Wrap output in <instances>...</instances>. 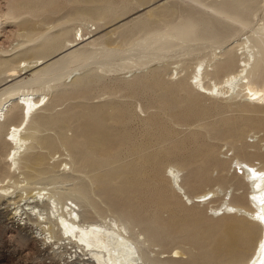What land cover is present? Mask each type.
<instances>
[{"label":"bare ground","instance_id":"bare-ground-1","mask_svg":"<svg viewBox=\"0 0 264 264\" xmlns=\"http://www.w3.org/2000/svg\"><path fill=\"white\" fill-rule=\"evenodd\" d=\"M26 1L27 0H25L24 4L27 6L28 4H30L31 1L28 0L29 1L28 4H26ZM87 1L90 2L89 3L90 7L87 8L88 7V4H87V7H86L87 9H84L83 7L82 8L84 10L79 9L80 11L82 10L83 15H85V17L87 16V17L92 18V19H95V18L98 19V17L100 18V16L104 15V13H105L104 11L108 12L110 14V16H112L114 13L117 14V12H115V10L113 9V7H114L113 5H109L111 7H105L104 9L96 7V6L92 7L95 4L92 5L91 3L100 2V1L104 2L105 0H87ZM183 1H187L188 3L191 2L193 4L198 5L199 7H206V3L203 0H183ZM255 1L256 0H221L220 3L209 6L207 8H209L213 13L219 15L220 17H223V18L229 19L231 21L237 22V23H239L245 27V26H247L248 21L250 19V16L252 15V10H253L252 8L254 6L252 7L251 5L253 3H255ZM47 3L48 2H46V0H45V3H43V5L47 4ZM109 3H112V2L109 1ZM18 5L20 6V4H17V6ZM47 5H45V7ZM253 5H255V4H253ZM38 6H39V4H37L36 8H38ZM33 7H34V5H33ZM33 7H32V5L30 6V8H32V9H33ZM41 7H40V10H43V8L41 9ZM22 8L19 7V9H22ZM28 8H29V6H28ZM36 8H34L33 10H35ZM165 9H167V10H165ZM163 10L166 12L171 11L170 15H168V13H167V15L171 16V18L175 12L174 8L166 7V6H163L161 8L160 12L162 13ZM35 11H32L33 12L32 16H35V15H33L35 13ZM24 12H27V11H24ZM37 12H41V11H36L35 14H37ZM191 12H189L186 16L181 17L179 20H176V15L173 18V20H170L167 17L164 18L165 12H163V15H162L163 16L162 19L164 18L163 20H161V19L156 20L157 16H158V18L160 17L159 16V15H161L160 13L157 14L155 17L156 19L154 18L155 20H152V21L138 19L137 21L134 22V25L130 31H128L126 33L122 32L123 33V35H122L123 42L125 40L124 35L126 36V38L128 37V40L125 41L121 45L120 48L116 49L115 51H112L114 48H108V50L101 55H97V52L95 50H93V46L89 45V44H95V43H93L94 39H92V37L94 35L89 36V37H86V35L85 36L83 35L82 42L77 41V37L81 36L82 33H81V35H79L77 37H76V35H74L73 37L71 36L72 38H70L68 36L67 37L68 39H66L65 42H63V46L61 45L62 41L64 40L68 31L63 32V33L54 34V35H51V37H47V38H46V36H43V37L38 36L39 38L35 39V41L37 42L39 39H41L42 41H41V43H40V41H38V43H40V44L36 43V44H38V46L37 47L35 46V47L40 49V53H39L40 57L36 56V58L37 57L38 58L36 59L35 62L31 61V63L27 64V67H30L29 71L31 72L30 74H31L32 78H30V79L26 78L28 80L25 79L26 81L23 80V82H19V83L18 82L17 83H15V82L11 83L10 85L6 86V90L2 94H0V136H1L0 141H2L1 139H2V136L5 132V141L12 145V148L9 149L8 153L6 154V158H5L11 164V165H9L10 169L14 166V169L19 172V174H20L19 176H21V178L23 177V181H26L27 183H34V182L35 183L36 182L42 183L41 181H43L44 179H45L44 181H46L48 179L49 181H51L50 183H49V181H47L50 185L51 183H54V181L57 179L55 177V175H53L56 172L54 171V173H51L50 171H48L49 170L48 165L46 166V162L48 160L47 157L49 156V154L47 156L46 153L38 151V148H41V149L46 148V150L47 149L52 150L51 148H53L54 146L56 148L57 140H55L54 137H51L49 135H46V136H42V134L38 135V131H39L38 125H40L41 123L44 124V121H45V123L47 122L49 124V125L47 124L48 126H50L51 124H54L53 126H57V128L62 129L64 126V123L67 121V118H65V117H66V115L68 117L69 114H65L64 112L61 113L63 115L65 114L64 115L65 117L63 115H61L60 113H59V116L56 114L57 116L53 115L50 117L47 116V114H46V116H44L42 114V116H40V117L37 115L38 109L40 107H42L41 105H42V102H43L44 97H45V96L43 97L41 95L42 94L46 95V93H48V92H45V93L42 92L41 93V91L43 90V88L41 87L42 85L50 84V82L56 81L57 84L54 83L53 85L50 84L48 86V88H47L48 91H50L54 88H57L60 85L65 86V83L63 84L61 82L60 78L67 75V73L69 75L70 72L72 73L74 69L78 70V67L74 68L75 67L74 65L79 64V63L80 64L82 63L80 66V69H81V67H83L82 65L88 66V65H92V64H94V65L98 64L97 68H104L106 65H109L110 63H111L110 65H112L117 60H119V61H117L118 62L117 66L120 65L121 60L124 61L120 65V66H124V68H126L129 63L132 64V61L139 64V65H143V63L145 62L146 59L148 60V58L152 57L154 54L157 55L165 47H167L169 49L171 48L170 49L171 51H176L175 50L176 48L172 49V47L173 48L176 47V45L175 44L173 45L171 42V41H173V39L170 38L171 41L167 40V38L169 39V37H172L177 41H181L183 47L185 45L190 44V41L195 39V37H196V39H200V40L202 39L204 42L212 43L211 40H214V39L211 36L213 34L215 35L217 32L215 31L216 33H213L214 31L210 28L209 23H207L208 22L207 20H206L207 22L205 23V21L202 20L201 17H199L201 19L197 18V16L199 14H197V16H195L196 13L195 12L191 13ZM193 13H194V15H193ZM253 16H255V15H253ZM8 18H9V16H8ZM203 18H205V17H203ZM148 19H149V17H148ZM151 19H153V15H152ZM95 21H96V19H95ZM1 22L2 21L0 18V27H1ZM24 22H26V21H24ZM161 22H163L165 26L164 25H163V27L160 26ZM95 23H97V22H95ZM256 27L253 28L251 31V32H253V34L248 36L246 38L247 40L245 42L243 41L244 43H242L243 49H244L242 53L246 54V58L244 57L245 59L242 61L239 60L240 62L238 63L237 70L236 69L235 70L233 69L234 71L227 70V68L229 69L231 65H233V64H235V62H237L235 54L236 53L238 54V52H236L238 49L236 51H234V46H235L234 44H235L236 38L233 37L235 39L231 42L229 41L228 44H227V42L224 41V42L216 45V49L228 48V51H226L225 53H223L220 56V55L216 54L217 51L215 50L216 52H213L214 53L213 57L208 59L207 57H209V56H207L203 61H201V62L199 61V63H197V65H196V67H195V69H194V71H193V73L190 76V79L188 81V85H189L191 91L188 92L189 94L187 93V95H184L185 98L187 97L186 100H185V98L180 97L182 99V101H183V99L185 100V101H183V103H181L182 101L181 102L178 101L179 89H177L178 92L175 91V93L178 94L177 97H176L177 94L175 95V97L172 95H167L166 100L164 102L162 100H159V99H158V101L159 102L162 101L164 107L166 106L167 108H169L172 111L174 110L173 113L175 114L176 118H180V119L181 118H187V117L193 116V115L194 116L195 115H201L204 112V109L202 108V106L200 105V102L198 100V97H199L198 95H200V94H201V96L202 95H210L212 97L213 96L216 97V95H220V94L225 95L226 92L228 93L230 91V89L233 88L236 90L235 92L237 93L236 94L237 96L242 94V93L245 94L244 98L246 99L247 103H249V105H251L252 103H256L255 101L264 102V22L261 24L260 27H257V29H256ZM83 28H84V26H83ZM245 29H247V28H245ZM84 30H85V28H84ZM81 31H83V30H81ZM86 31L87 30H85V32ZM87 32H89V31H87ZM46 34H47V36L49 35L48 33H45V35ZM237 35H239V34H237ZM209 38H210V41H208ZM78 40H80V39H78ZM239 40H241V38H239ZM31 41H33V40H31ZM204 42H203V44H206ZM59 44L62 47H60V52L58 54H56V52H58V50H59L58 49ZM237 44H238V42H237ZM86 45H89V47H87ZM213 45H215V44H213ZM177 47H178V45H177ZM180 47H178V48H180ZM61 48H62V50H61ZM213 48H215V47H213ZM32 50H34V48H32ZM28 53H30V52L28 51ZM51 55L52 56L54 55V56L49 59L48 57ZM4 58L0 59V65L1 66L6 65V67H7L6 70L10 71L9 72L10 75H15L17 72L19 73V70L21 69V66L23 65V63H21V60L19 61L20 62L19 65L16 64L17 66L16 65L12 66L11 64L13 62L17 63L18 62L17 60H19V59H16V61H17L16 62V61H14L13 57L12 58L11 57L5 58V59ZM47 58H48V60H47ZM41 59H44L45 61H42ZM22 61H23V59H22ZM25 61H26V59H25ZM206 61H209V65H211L213 67V69L218 70L220 68H223L224 70L222 69V71L227 70L228 73L229 72L230 73L229 74L227 73L226 74L227 76L226 77L224 76L225 78L222 81L220 80L219 82H217L215 80L214 84L209 85L205 81L206 79L204 80V78H207L209 75H207V77H204V73H205L204 71H202L201 73H198V71H197L198 66H203ZM135 63H133V65ZM31 64H33V65H31ZM72 66H74V67H72ZM236 66L237 65H235L234 67H236ZM140 67H142V66H140ZM140 67H139V69H140ZM145 67H146V65H145ZM72 68H73V70H72ZM136 68L138 69V67H136ZM156 68L158 69V70H156L157 72L155 71L151 78L148 76V78H150V80H151V84L148 83V85L149 84L150 85L161 84L163 86V84H162L163 79H161L162 77L160 76V71H159V70H163V69L161 67H160L161 69L159 67H156ZM94 70H96V71H94ZM203 70H204V68H203ZM94 72H98L97 69L92 68V69H88L86 72L84 71V74H82V75L80 74L81 76H77V78H74V80H71L72 82H70V84L68 83L69 87H71L73 89L75 87L82 86V84H84L85 82H88V83L91 82L93 79V73ZM159 77H160L161 82L159 80ZM145 82L143 80L142 84ZM93 83H94V81H93ZM163 83H165V82H163ZM166 83H168V82H166ZM33 84H37L39 86L35 85L36 87H33L34 86ZM128 84L130 85V81ZM145 84H147V83H145ZM173 84H174V82H173ZM66 85H67V83H66ZM68 85L65 87H68ZM84 85H86V84H84ZM158 85H157V87H158ZM166 86H167V84L165 86H163V88ZM150 87L152 88V86H150ZM78 88L75 90H77V91L81 90L80 88L79 89ZM65 89H67V88H65ZM166 89H168V88L166 87L165 90ZM82 90H83V88H82ZM157 90L159 93V88ZM169 90L168 91L166 90V92L169 93ZM171 90L173 93V89H171ZM63 91H60V93ZM74 91H72V93H75ZM134 91H135V89H134ZM153 91H152V93H153ZM160 92L164 93L161 90H160ZM66 93H68V92H66ZM150 93H151V91H150ZM155 93H156V91H155ZM165 93H164V96L166 95ZM179 93H181V92H179ZM5 94L7 96L4 99H2V96ZM38 94H41V95L39 96ZM170 94H171V91H170ZM52 95H54V94H52ZM57 95H59V94H57ZM181 95H183V94H181ZM155 96H156V94L154 95V97ZM55 98H58V97L55 96ZM55 98H52L53 101L55 100ZM155 99H157V98H155ZM151 101H152V99H151ZM158 101H157V104H158ZM244 104L245 103H243L242 108H244V106H245ZM158 105L160 106V104H158ZM113 106L111 108L112 109L114 108L115 110L113 109L114 114H113V118L111 119L112 116L111 117L106 116L107 111L109 113L108 107H109V109H111L110 106H108V104L106 105L107 111L105 108H103V105H102V108H99V109H97V107L92 105V107H95L94 108L95 110L90 112L89 115H87L85 117V119H83V117H81V119H83V121H81L80 124L77 126L76 137L73 136V137H75V140H73V146L75 148L83 147L85 150L83 151L82 148H81L82 150L79 148L83 152L82 153L76 152L74 154L72 152L74 150L71 148L72 149L71 152L68 153L69 156L67 155L70 158V164L72 162V164L75 165L73 172L74 171L75 172L76 171H82L83 169L86 170L87 168L93 170V172L94 171L96 172L94 174V180L92 182V183H94V185L93 184L92 185L94 187H97L96 189H98L100 194H102L104 201L109 205L110 210L113 212L112 213L113 219L111 221H109V219H107L103 215V210L101 208H104V207L99 208V205H97L99 203L96 204L97 201L94 202V200L89 198V196H88L89 192L87 193L88 188L82 182L79 183V185L76 188L74 193L69 194L68 198L71 199V201H72L70 203L67 201L62 202V200H61L60 196L57 194V192H54L55 188L54 189H53V187L50 188L48 186V183H47L48 187L44 184L45 185L44 189H46V188L47 189L49 188V190L52 189V190H50V192L52 191L51 195L48 196L46 198V200H44V199L40 200L35 195H29L27 197V199H25V201L27 202L26 206L22 208L25 210L26 213H29L27 216H29V218L32 219L33 218L32 215H35L36 219L38 221H40L41 223L43 222V225L41 227H43L45 232L46 231L48 232L50 242H53L54 244L63 245V246L65 245L66 247L68 245H71V248H74V251H72V250L70 251L71 252V254H70L71 260H68L69 258H67V257H66L67 259H64V261H66V262H71L70 264H142V263L143 264H157L159 262V260L154 258V255L153 256L151 255V253L149 251V249H150L149 244H151V243L155 244V242L157 244V242H159V241L162 243L165 239H167L169 241L170 240L175 241V239H181L183 241V239H186V241L188 240V242L190 241L193 244H195V245L192 244V248H193V246H196V245L199 247L198 249L200 250V253L199 254H197V253L192 254V256H190L191 258L189 259V263L187 262L188 264H242L244 259H245L246 254H248V251L251 248H253V246L256 244L258 234L261 231V230L259 231V228H262V230L264 232V177L260 178V176L257 177V175H255V177H257V178L254 179V176L252 175L253 177H251V178H253V179L250 178V181L248 180L249 184H250L249 185L250 191H249V195H248V199H249L248 202L251 203V204L249 203L248 205H250L251 207H253V205H254L256 207L255 210H253L251 208L249 209V208L243 207V206H241V204L240 205L239 204L238 205H229V207L232 210L233 209L236 211L239 210V212H240L239 214H244L245 216L247 215L248 218L250 217L252 219H250V220L249 219L247 220V218L241 219L242 217H236V215H237L236 214L235 216L233 215V217L231 215L230 218L226 217V219H224L222 221L219 218L221 222L211 221L210 220L211 218H209V220H205V221H204V218L203 219L199 218V220H201L200 222L198 220L197 224H195V225L190 224L189 220L191 218H189V220H188L189 223L186 222L187 221L186 220L187 219L186 214L188 212L187 213L185 212V211H188L189 208H188V210L187 209L184 210V212L186 213L185 214L186 219H185L184 217H181L180 215H178L174 209V206L176 208V205H174V204L177 203L178 199H176L177 201L172 204V207L169 203V199L167 198L168 193L164 189L165 188L164 185L167 182V180L164 178V174H163L164 163H165L164 161L170 160V159L165 160V157H167V158L169 157V158H172L173 160H175L176 162H178V164L180 166H184V167L188 166L189 167V166H191L190 161L193 158H198V160H200L199 159L200 157L204 158V156H205L206 159L205 158L201 159L202 161H204L203 162V165H204L205 160L211 161L212 156L217 157V156H214V155H216V153L213 155H210L211 152L209 153V151H208V150H210L209 148H211V147H209L210 143L208 144L209 148L207 147L208 153L205 152L204 150L200 151V150H202V148H200V150H199L200 145L198 146V144L197 145L195 144L194 146H198V149L196 147V149L198 151L193 150L192 153L188 152V154L190 153V155H188V154L186 155V154H183L182 152H180V150L182 151V148H180V150H179L180 144L178 145V147L172 146V148H168L169 150H163V151L157 152L158 151V147H157L155 149L156 150L155 153H146L145 152L146 149L143 146L145 142L142 144H137V143L135 144L132 142L133 146H131V145H129V146H131L132 149L137 154L139 153V157L137 156L138 159L136 161L131 160V163H128L126 158H128L130 155L127 157V154H125L126 155V158H125L126 163H124V161L122 163H120L121 160L125 157V155L122 154L124 157L120 160L121 152H122L121 146H122V143L125 139L126 140H127V138L129 139V136H128L129 134L126 135L127 133L124 132L125 130H127V128L124 131H122L124 127L122 126V128H120V127L114 125V122H116V123L120 122V124L123 122L122 120L125 118L124 116L127 112L125 107H127V106L126 105L124 106L123 104H122V106H120V104H119V106L118 105L114 106V107ZM85 107L87 108L88 106L85 105ZM92 107H91V109H93ZM99 107H101V105ZM205 107H206V105H205ZM207 107H209V106H207ZM80 108H82L81 105H80ZM247 108L248 107H246V111L248 110ZM253 108H252V110H253ZM260 108H262V107H260ZM260 108H259V110H260ZM112 109H111V111H112ZM127 109L132 110L130 107L129 108L127 107ZM160 109H161V107H160ZM249 109H251V107ZM161 111H163V110H161ZM246 111L244 108V113H246ZM254 111H255V109H254ZM74 112H76V110ZM74 112L72 111L71 113L73 114ZM132 112L135 114V111H132ZM249 112H250V114L252 113L251 110ZM129 113H130V115H128ZM129 113H127V115L130 116V118L132 116L133 117L135 116L134 114L132 115L131 112H129ZM206 113H207V111H206ZM254 114H256V113H254ZM257 114H258V112H257ZM74 115L75 114H73L72 117ZM77 115L79 116V114H77ZM114 115H116V116L114 117ZM154 115H152V117ZM158 115H160V114H158ZM207 115H208V113H207ZM259 115H261V114H259ZM259 115H258V117H259ZM155 116H157V115H155ZM19 118H20V123L15 122V120H17ZM73 118L75 119V117H73ZM77 118H76V120H78ZM79 118H80V116H79ZM108 118H110V120H112V122L109 121ZM155 118H159V120L161 121L160 117L157 116ZM195 118H197V117H195ZM204 118L205 117H203V119ZM224 118H226V117H224ZM227 118L228 119L225 121L222 119V121H224L223 122L224 129H226V131L231 133L232 135L233 134L241 135L243 133H244L243 135H245V133H246L245 128L247 126H250V128H251V126H253L255 128L260 126L259 122L256 121V120H258V118L256 120L254 119L255 121H252L249 118H244V117H242L240 119H233V120H229V117H227ZM254 118H256V117H254ZM13 119H14L15 123L12 121ZM128 119H129V117H128ZM200 119H202V118H200ZM68 120H69V117H68ZM125 120H126V118H125ZM156 120L151 119V121H152L151 124H155ZM171 120H173V119L171 118ZM129 121H130V119H129ZM162 121H163V117H162ZM262 121L264 122V119ZM67 122H69V121H67ZM164 122L165 121H163L162 123H164ZM167 122H168V120H167ZM263 122H262V124L264 125ZM17 123H19V124H17ZM118 123H117V125H118ZM216 123H218V122H216ZM69 124H71V123H69ZM146 124H148V123H146ZM165 124H166V122L164 123V125ZM212 124L214 126L216 125V124H214V122ZM219 124H221V123H219ZM23 125H24V127L22 129ZM158 125L160 127V123ZM209 125H210V123H209ZM213 125L211 127H213ZM149 126H150V124H149ZM170 126L168 127V125H167L168 128L166 127L168 129V130L166 129L168 132L170 131L169 130ZM220 127L222 128V126H220ZM260 127H262V126H260ZM163 128H165V127H163ZM129 130H130V128H128V131ZM215 130H217V129H215ZM121 131L124 132L125 134L121 133ZM146 131H147V133H145ZM226 131L223 133H224V135L226 133V135L228 136L229 134H227ZM145 132H144V134L147 135L148 129L145 130ZM150 132L153 133L154 131H150ZM170 133H171V131H170ZM130 134H132V133H130ZM157 134H159V133H157ZM232 135H231V137H232ZM151 136H153V135H150V137ZM166 136H167V134H166ZM242 136H240V137H242ZM134 137L135 136L133 135V138ZM143 137L144 136H142L141 138H143ZM148 137H149V134H148ZM150 137H149V139H150ZM172 137H173V134H172ZM131 138H132V135H131ZM157 138H156V140H157ZM232 138H234V137H232ZM159 139H160V136H159ZM163 139H164V137L162 138V140ZM167 139L169 141L168 137H167ZM237 139L238 138L236 137V140ZM70 140L71 139H69V141ZM126 140L124 141V143H128L129 140H127V141ZM136 140H140V139L137 138ZM146 140H144V141H146ZM154 140H153V142H154ZM156 140H155V142H156ZM173 140H174V138H173ZM176 140H178V139H176ZM234 140H235V138H234ZM5 141H2V142H5ZM132 141H134V140H132ZM148 141L152 142L151 139ZM163 141H165V140H163ZM179 142H181V141H179ZM196 142H197V140H196ZM129 143H130V141H129ZM138 143H140V141ZM166 143L168 144V142H166ZM170 143L168 144L169 147L171 145ZM182 143H183V141H182ZM24 144H26V146H27V144L28 145L30 144V146L25 147L22 150V146ZM128 144H126V145H128ZM152 144L149 143L150 146L148 148H150ZM172 144L174 145V143H172ZM186 144H187V142H186ZM205 144H206V142H205ZM237 144H239V143H237ZM240 144H242V143H240ZM240 144L238 145V147L236 149H239L241 154L249 155V156H246L248 159L250 158V156L251 157L254 156L255 158H261L262 157L260 154V151H254L253 150L254 152H249L248 148H246L248 146L244 145L245 143L242 145H240ZM70 145H66V146L68 147ZM155 145H157V144H155ZM161 145H163V143ZM187 145H189V144H187ZM236 145H234V146H236ZM1 146H2V144H1ZM154 146H152V147L154 148ZM194 146H192V148ZM205 146H203V148L206 149ZM187 147H189V146H187ZM55 148H53V149H55ZM160 148H163V147H160ZM184 148H185V146H184ZM150 149H152V148H150ZM187 150H190V148L189 149L186 148V150L184 149L183 152L186 153L185 151H187ZM211 150H212V148H211ZM124 152L126 153L127 151L124 150ZM131 152H133V151L131 150ZM135 152H134V154H135ZM262 153H264V152H262ZM51 159H52V157H51ZM213 160H214V158H213ZM128 161H130V159ZM219 161H220V159H219ZM193 162H195V159ZM1 163H2V160L0 159V169L3 168V165H4V164L2 165ZM206 163H208V162L206 161ZM220 165H223V164H220ZM224 165H225V162H224ZM171 166H173V165H171ZM203 167H205V166H203ZM213 167H214V165H213ZM169 168H170V166H169ZM191 168H189V169L191 170ZM247 168H249V166ZM172 169H175V168H172ZM178 169H180V167ZM50 170H51V168H50ZM249 170H248V174L251 176L252 173L249 172ZM51 171H53V168ZM87 171H89V170H87ZM208 171L209 170H207V171L204 170L203 172H205V174H206ZM18 172H17V174H18ZM175 172H177V171H175ZM192 172H193V170H192ZM46 173H47V175H48V173H50L51 175L45 176ZM60 173H62V172L60 171ZM195 173H197V172H195ZM200 173H201V171H200ZM257 173L259 174L260 172L256 171V173H254V174H257ZM262 173H264V172H262ZM262 173H260L259 175H261ZM188 174H187V176H188ZM207 174H209V173H207ZM207 174H206V176L208 177ZM62 175H64V174H62ZM70 175L73 176L74 174H69V175H65L62 177L70 179L72 177ZM203 175H204V173H203ZM168 176H169V178L171 177L170 174ZM172 176H174V175H172ZM192 176H193V174H192ZM196 176H198V175L194 174L193 177H196ZM201 176H202V174H201ZM201 176L199 174V177H201ZM60 177L61 176H59V178ZM201 178L204 179L203 176ZM5 179H6V177H2L0 175V182L3 183V181ZM71 179L73 180V178H71ZM171 179H173V182H174V178L171 177ZM186 179L188 181L190 179V177L186 178ZM203 179L201 181H203ZM206 179H204V180H206ZM210 179L211 178H208L206 181H208ZM196 180H197V178H195V181ZM198 180H199V178H198ZM195 181L193 180V182H195ZM193 182H191V184ZM197 182L198 181H196V183ZM171 184L173 185L174 183L171 182ZM175 184H176V182H175ZM175 184L173 185L174 188H175ZM180 185H181V183H180ZM180 185H178V186L180 187ZM94 187H93V189H94ZM176 187H177V185H176ZM183 189H185V188H183ZM4 190H5V192L7 191L6 189H4ZM176 191H178V189ZM179 191H180V189H179ZM179 191H178V193H179ZM182 192H180V193H182ZM176 197H178V196H176ZM187 198H189L190 200H193V198H191V197H187ZM204 198H206V197H204ZM194 199H195V197H194ZM18 201L19 200L13 201V202L16 203ZM235 201H238V200H235ZM178 202H180V201H178ZM186 203H187V201H186ZM18 204H20V203H18ZM94 210L99 214L100 217L102 215L104 218H106L107 221L105 219L99 218L98 214L96 213L97 214L96 215L94 213ZM152 210H153V212H152ZM190 210H191V208H190ZM55 211H57V213H55ZM181 211L183 212V210H181ZM191 211H192V215H193L194 210H191ZM166 212H167V215L169 214V218L166 215L168 219L166 221H163L161 217ZM195 212H196V210H195ZM178 213L181 214L180 212H178ZM196 214H198V212H196L194 214L195 216H191V217H196ZM93 215L95 217L97 216L96 220L92 219ZM182 215H184V214L182 213ZM189 216L190 215H188V217ZM202 216H203V214H202ZM241 216H243V215H241ZM197 219H198V217H197ZM99 220H101V221H99ZM102 220H104V221H102ZM192 220H194V219H192ZM255 221H257L259 224ZM193 223H195V222H193ZM162 224H163V226H162ZM258 225H260L259 228H258ZM136 226H140L141 232L137 233L135 231ZM44 231L42 230V232H44ZM261 237H262L261 240L259 242H257L256 248H255L256 250L254 251L255 253L251 257V260H250L251 264H264V234ZM177 241H175L174 243H176ZM186 241L184 240L183 242L185 243ZM160 242L158 244H160ZM163 243L165 244L166 242H163ZM187 244H189V243H187ZM59 245H58V247H60ZM196 248H194V249H196ZM192 251H194V250H192ZM70 252H68V253H70ZM179 262L181 263L182 261H178V263ZM185 262H186V259L183 263H185ZM244 264H245V262H244Z\"/></svg>","mask_w":264,"mask_h":264},{"label":"rangeland","instance_id":"rangeland-1","mask_svg":"<svg viewBox=\"0 0 264 264\" xmlns=\"http://www.w3.org/2000/svg\"><path fill=\"white\" fill-rule=\"evenodd\" d=\"M27 1H26V4L29 3V1L28 2ZM30 1H31L30 4H28L26 6L24 4L25 0H0V18H1V21L3 22V23L1 22V27H0V59H2L4 57L5 58H9V57L12 58L13 57L14 61H16V59H19V60H17L18 62L16 61L17 63L13 62L11 64L12 66L16 65V64L19 65L20 60H21V63H23V65L21 66L22 70L19 68L20 69L19 73L17 72L15 75H10V73H9L10 71L6 70L7 69L6 65H2V66L0 65V94H2L6 90V86L10 85L11 83H14V82L19 83V82H23V80L26 81V80L32 78V76L30 74L31 72L29 71L30 67H27V64L31 63V61L35 62L36 59L38 58V57L36 58V56L40 57V54H39L40 49H38L36 47L38 46V44L41 43L42 40L41 39L38 40V41H40V43H38V41L36 42L35 39L39 38L38 36H41V37L46 36V38H47V37H51V35L68 31L64 40L62 41L61 45L63 46V42H65V40L68 39L67 38L68 36L70 38H72L74 35H76V37H77V36L81 35V33H82V35L79 36L80 38L77 37V41L82 42L83 35L84 36L86 35V37L94 35L92 37V39H94L93 43H95V44H89V45L93 46V50H95L97 52V55H101V54L105 53L108 50V48H114L113 50L111 49L112 51H115L116 49L120 48L121 45L125 41L128 40V37L126 38V36L124 35L125 40L123 42V37H122L123 33L130 31L134 25V22L137 21L138 19L152 21V20H155L156 18H157L156 20H158V19L163 20L164 18L167 17L168 19L173 20V18L176 15V20H179L181 17L186 16L192 10H193L192 12L196 13L195 16H197V14H199L197 16V18L201 17L202 20L205 21V23L208 21L207 23H209L210 28L214 31L213 33H216V32L217 33L215 35L213 34L211 36L214 39V40H211L212 43L204 42L202 39L201 40L196 39V37H195V39L190 41V44L185 45L184 47H183L181 41H177L174 38L169 37V39L167 38V40L171 41L170 38L173 39V41H171V42L173 45L175 44L176 47H174V48L172 47V49L176 48L175 49L176 51H171L170 50L171 48L169 49V48L165 47L157 55L154 54L152 57H150L151 59L150 58H148V60L146 59L147 61L145 60L143 65H139V64L132 61V64L129 63L128 66L127 67L125 66L126 68H124V66H120L124 61L121 60L122 62L120 61V65L117 66V64H118L117 61H119V60H117L112 65H110L111 64L110 63L109 65H106L104 68H97L98 64L97 65L92 64V65H88L89 67L87 65L86 66L82 65L83 67H81V69H80V66L82 63L76 64V65H74L75 67L74 66H72V67H74V68L78 67V70H76V69L73 70V68H72L73 72L72 73L70 72L71 75L70 74L68 75V73H67V75L60 78L61 82L63 84L65 83V86H67L68 83L70 84V82H72L71 80H74V78H77V76H81L82 74H84V71L86 72L88 69L93 68V69H97V71H98V72L93 73V79L91 81L92 83L91 82H89V83L85 82L84 84H86V85L82 84L83 87L78 86L81 89L78 91L75 90L78 87L73 88L75 90L74 91L71 87H69V85H68V87H65L64 85H62V86L60 85L59 87H57L58 89L54 88V89L48 91V89H47L48 86L50 84L53 85L54 83L57 84L56 81H53V82H50V84H44L41 86L43 88L41 93L42 92L43 93L48 92V93H46V95L45 94H42V95L38 94L39 96L41 95V96H43V97L45 96V97H44V100H43L42 105H41L42 107H40L38 109L37 115L40 117V116H42V114L44 116H46V114H47V116L50 117L53 115L59 116V113L61 114L63 112L65 114H69L68 115L69 120H68L67 115L65 117L64 116L65 114L64 115L61 114L65 118H67V121H69V122L66 121L64 123V126L62 129L57 128V126H53L54 124H51L50 126H48L49 124L47 122L45 123V121H44V124L41 123L42 125L41 124L38 125V127H39L38 135L39 134L40 135L42 134V136L49 135L51 137H54L55 140H57L56 148H55V146L53 147L55 149L51 148L52 150H48V149L46 150V148H42V149L38 148L39 152L46 153L47 156L49 154V156L47 157L48 160L46 162V166L48 165V167H49L48 171H50L51 173H54V171L56 172L53 175H55V177L57 179L54 181V183H51L50 185H49V183L51 181H49L48 179L46 181H44L45 180L44 179L43 181H41L42 183H39V182L27 183L26 181H23V177L21 178V176H19L20 175L19 172L14 169V166L10 169L9 165H11V164H10V162H8L5 159L6 154L8 153L9 149L12 148V145L5 141V132H4L1 140L5 141V142L0 141V159L2 160L1 164L2 165L4 164L3 168L0 169V175L2 177H6V179L4 180L5 182L4 181H3V183L0 182V192H1L0 193V264H70L71 263V262L64 261V259L69 258L68 260H71V256H70L71 252L70 251L71 250L74 251V248H71V245H68L67 246L68 248H67L65 245L63 246V245L54 244L53 242H50L48 232L46 231L47 232L46 233L44 231L43 227H41L43 225V222L41 223L40 221H38L36 219L35 215H32L33 218L30 219L29 216H27L29 213H26L25 210L22 209L23 207L26 206L27 202L25 201V199H27V197L29 195H35L40 200H43V199L46 200V198L51 195L52 191L50 192V190H52V189H50V190H49V188L44 189L45 188L44 186L45 185L47 186V183H48L47 181H49L48 186L50 188H52V187H53V189L55 188L54 192H57V194L60 196L62 202L67 201L69 203L72 202L71 199L68 198L69 194L75 192L79 183H81V182L84 183L88 188L87 193L89 192L88 193L89 198L94 200V202L97 201L96 204L99 203V204H97V205H99V208L104 207V208H101L103 210V215L107 219H109V221H111L113 219V216H112L113 212L110 210L109 205L104 201L102 194H100L98 189H96L97 187L93 186L94 183H92V182L94 180V174L96 172L95 171L93 172V170H91L89 168H87L86 170L83 169L82 171H76V172L74 171L73 172L75 165H73L72 162H71L72 165L70 164V158L68 157L69 156L68 153H70L72 149L74 150V151H72L74 154L76 152L82 153L85 150L83 147H79L80 149L81 148L83 149V151H81L82 149L80 150L79 148H75L73 146V140H75V137H76L77 126L80 124L81 121H83V119H85V117L87 115H89L90 112L95 110L94 109L95 107H97V109H99V108H102V105H103V108H105L107 111V107H106L107 104H108V106H110V108L113 105L119 106V104H120V106H122V104H123L124 106L126 105L128 108L130 107L132 109V110H129V109H127V107H125L127 110V112L124 116L126 118V120L124 118L122 120L123 122L121 124H120V122L119 123L117 122L118 125L116 122H114V125H116L120 128H122V126L124 127L122 131H124L127 128V130H125L124 132L127 133L126 135L129 134L128 135L129 139L127 138V140H129L130 143H129V141H128L129 144L124 143V141L126 139L123 141L122 146H121L123 153L121 152L120 160L124 157L123 155H125V154H127V157L129 155L131 157L129 156L128 158H126V155H125V157L121 160L120 163H122L123 161H124V163H126L125 158H126L128 163H131V160L136 161L138 159L137 156L139 157V153L137 154L131 147V146H133V143L142 144L145 142L143 146L146 149V151H145L146 153H155L156 152L155 149L157 147H158L157 152L163 151V150H169L168 148H172V146L178 147L179 144H180L179 150H180V148H182V151L180 150V152H182L183 154H186V155L188 154V152L192 153L193 150L198 151L197 149H198L199 145H200L199 150H200V148H202V150H200V151L204 150L207 153L209 151V153L211 152L210 155H213L216 153V155H214V156H217V157L212 156L211 161L205 160L204 165H203L204 161L201 160V159L205 158L204 155H203L204 158L203 157L199 158L200 160H198V158H193L190 161L191 166H189V167L188 166H185V167L180 166L178 164V162H176L172 158L165 157V160L166 159H170V160L164 161L165 163H164L163 174H164V178L167 180V182L164 185V187H165L164 189L168 193L167 198L169 199V203H170L171 207H172V204L177 201L176 199H178V201L181 202L180 203L177 201V203L174 204V205H176V208L173 205L174 209L178 215L185 218V214L187 212L189 213V214L188 213L186 214V217H187V219L185 218L187 220L186 222H188L189 218H191L189 220L190 224H194V225L197 224L199 218H201V219L204 218V221L209 220V218H211L210 219L211 221L221 222L222 220L226 219V217L230 218L231 215L233 217V215L235 216L236 214H237L236 217H242L241 219H246V218H247V220L252 219L250 217L248 218L247 215H246L247 216L246 217L244 214H239L240 213L239 210H237V211L234 209L232 210L229 207V205H238V204L240 205L241 204V206L249 208V209L251 208V209L255 210V208H256L254 205H253V207L248 205L250 203V202H248L249 201L248 195H249V191H250L249 181H250V178L253 176H254V179L259 177V176H260V178L264 177V173H262V172H264V153H262V152H264V125L262 124V122H263L262 120L264 119V102L255 101L256 103H252L251 104L252 106H251V105H249V103H247L246 99L244 98L245 94L242 93V94L237 96L236 95L237 93L235 92L236 90L233 88L230 89V91L228 93L226 92L225 95L220 94V95H216V97H214V96L212 97L210 95H202L201 96V94H200V95H198L199 96L198 100L200 102V105L204 109L205 113L203 112L201 115H195V116L193 115V116H189L187 118H181L182 120L180 118H176L175 114L173 113L174 110L172 111L169 108H167L166 106L164 107L163 102L166 100L167 95H172L175 97V95L177 94V93H175V91L178 92L177 89H179V92H181V93L178 92L179 96L177 94L176 97L178 96V98H179L178 101L181 102L182 101L181 98H185L184 95H187V93L189 91H191V89L188 85V81H189L190 76L192 75L197 63H199V61L200 62L203 61L207 56H209L207 58L210 59L211 57H213V54H214L213 52H216V51H217L216 54L221 56L223 53L228 51V48L216 49V45H218L219 43H222L224 41L227 42V44H228L229 41L231 42L235 38L237 40L235 39L234 51H236L238 49L236 51V52H238V54L235 52L237 62H235V64L231 65L229 69L227 68V70H229V71H231V70L234 71L235 69L237 70L238 63L246 58V54L242 53L244 50L242 43H244L247 40L246 38L248 36L253 34V32H251L253 28H255L256 26L260 27L261 24L264 22V19H263L264 18V0H256L255 3H253L255 5H253V4L251 5L252 7L254 6L252 8L253 9L252 15L250 16L248 24L245 27L242 26L241 24L237 23V22H234V21H231L229 19L220 17L219 15L213 13L209 8H207L209 6L220 3L221 0H203L206 3V7H199L196 4H193L191 2L188 3L187 1H183V0H105L104 2L100 1V2L91 3L92 5L95 4L94 6H92V5L91 6L92 7L96 6V7L104 9L105 7H111L109 5H113L114 7L113 6L112 7L115 10V12H117V14L114 13L112 16H110V14L108 12L104 11L106 14L104 13V15L100 16V18L98 17V19L95 18L96 21H95V19L89 18L87 16L85 17V15H83L82 10L90 7L89 6L90 2L87 0H46V2H48L47 3L48 5L47 4L43 5V3H45V0H30ZM109 1H111L112 3H109ZM17 4H20V6L19 5L17 6ZM37 4H39V6L41 5L42 7L41 6L40 7H41V9L43 8V10H40L39 6H38V8H36ZM87 4H88V7H87ZM31 5H32V7L34 5L33 9L36 8L35 9L36 11H41V12H37V14H35L36 11L33 10L32 8H30ZM45 5H47V6L45 7ZM28 6L30 9L28 8ZM163 6L174 8L175 12H174L172 18H171V16H168V15H170L171 11L166 12L163 10V12H165V13H164V18L162 19L163 12L161 13L160 11H161V8ZM19 7H21V8L23 7V8L19 9ZM79 9H82V10L80 11ZM165 10H167V9H165ZM24 11H27V12H24ZM32 11H35V13L33 14L35 16H32V13H33ZM159 13L161 15H159L160 17L158 18V16L156 17V15ZM167 13H168V15H167ZM152 15H153V19H151ZM193 15H194V13H193ZM253 15H255V16H253ZM8 16H9V18H8ZM148 17H149V19H148ZM203 17H205V18H203ZM201 18H199V19H201ZM24 21H26V22H24ZM95 22H97V23H95ZM163 25H164V23L161 22L160 26L163 27ZM83 26H84L85 30H87L89 32H87V31L85 32ZM257 27H256V29H257ZM245 28H247V29H245ZM62 29L63 30L65 29V30L63 31ZM80 29L83 30L84 32L81 31ZM45 33H48L49 35L47 36V34L45 35ZM237 34H239V35H237ZM233 37H235V38H233ZM239 38H241V40H239ZM78 39H80V40H78ZM31 40H33V41H31ZM202 41L206 44H203ZM208 41H210V38ZM237 42H238V44H237ZM36 43H38V44H36ZM213 44H215V45H213ZM61 45L59 44V48H58L59 50H58V52H56V54H58L60 52V47H62ZM89 45H86V46L89 47ZM177 45H178V47H180V46L181 47L178 48ZM213 47H215V48H213ZM32 48H34V50H32ZM61 50H62V48H61ZM28 51L30 53H28ZM53 56L51 55L48 58L50 59ZM48 58H47V60H48ZM22 59L24 62L22 61ZM25 59H26V61H25ZM41 60L45 61L44 59H41ZM133 63H135V64L133 65ZM144 64L146 65V67ZM31 65H33V64H31ZM235 65H237V66L234 67ZM110 66L111 67L113 66V67L111 68ZM140 66H142V67H140ZM136 67H138V69L140 67V69L138 70ZM156 67H159V68L161 67L163 69V70H159L160 76L162 77L161 79H163L162 81L165 82V83L162 82L163 86H165L167 84L166 87L168 89H166V90L168 91L170 89L169 93L166 92V90H165L166 87L163 88V86L161 84L150 85L151 84L150 78L152 77L154 72L156 70H158ZM203 68H204V70H203ZM222 69L223 68L215 70V69H213V67L211 65H209V61H206L203 66H198L197 71H198V73H201L202 71H204L206 73V74L204 73V77H207V75H209L207 78H204V80L206 79L205 81L207 82V84L210 85V84H214L215 80L217 82H219L220 80L222 81L227 76L226 74L228 73V71L227 70L222 71ZM94 71H96V70H94ZM148 76L150 78H148ZM26 78H28V79H26ZM143 80H144V82L146 81L145 83H147V84H145V83L142 84ZM159 80H160V77H159ZM93 81H94V83H93ZM129 81H130V85L128 84ZM160 82H161V80H160ZM166 82H168V83H166ZM173 82H174V84H173ZM66 83H67V85H66ZM148 83H150V84L148 85ZM33 85H34L33 87H36L35 85H37V84H33ZM157 85H158V87H157ZM37 86H39V85H37ZM150 86H152L153 89ZM65 88H67V89H65ZM82 88H83V90H82ZM156 88L157 89L159 88V93H158V90ZM134 89H135V91H134ZM171 89H173V93H172ZM160 90L163 91L164 93L166 92L165 93L166 95L164 96V93L160 92ZM60 91H63L64 93L63 92L60 93ZM72 91H74L75 93H72ZM150 91H151V93H150ZM152 91H153V93H152ZM155 91H156V93H155ZM170 91H171V94H170ZM66 92H68V93H66ZM56 93L59 95H57ZM154 93L156 94L155 97H154V95H155ZM52 94H54V95H52ZM181 94H183V95H181ZM6 96H7L6 94L3 95L2 99H4ZM55 96L58 98H55ZM52 98H55V100L53 101ZM155 98H157V99H155ZM151 99H152V101H151ZM158 99L162 100L163 102L160 101L161 102L160 103L158 101ZM186 99H187V97L185 98V100ZM156 100L158 101V104H160V106L157 104ZM185 100L183 99V101H185ZM183 101L181 103H183ZM243 103H245L244 105L246 107H248L247 108L248 112H247L246 107L244 106L246 113H244V108H242ZM80 105L82 108H80ZM85 105H87L88 107L86 108ZM92 105H94L95 107H92ZM100 105H101V107H99ZM205 105H206V107H205ZM207 106H209V107H207ZM259 106L262 108H260ZM91 107L93 109H91ZM160 107H161V109H160ZM250 107H251V109H249ZM252 108H253V110H252ZM259 108H260V110H259ZM111 109H109V107H108L110 114L107 111L106 116H108V117L112 116L111 117V119H112L113 114H114V112H113L114 108L112 109V111H111ZM254 109L256 112L254 111ZM75 110H76V112H74ZM161 110H163V111L165 110L166 112L164 111L165 112L164 113ZM250 110L252 111V113H251L252 115L249 112ZM72 111L74 112L73 114H75L78 118L75 115L73 116V117H75V119L72 117V115H73L71 113ZM132 111H135V114ZM206 111H207L208 115H207ZM129 112H131L132 115L133 114L135 115L134 117L131 115L132 119L130 118V116H128V115H130ZM257 112H258V114H257ZM127 113H129V114L127 115ZM254 113H256V114H254ZM77 114H79L80 118ZM154 114L157 115L158 117H160L161 121L159 120V118H155L157 116H155ZM158 114H160L161 116ZM259 114H261V115H259ZM152 115H154L155 117L154 116L152 117ZM258 115H259V117H258ZM115 116L116 115H114V117ZM81 117H83V119H81ZM128 117H129L130 121H129ZM162 117H163V121L166 122L168 127L170 125L172 126V127L170 126L171 129L169 128L171 133H170V131L169 132L167 131L168 127L166 124L164 125L165 122L162 123L163 122ZM195 117H197L198 119ZM199 117L202 119H200ZM203 117H205V118L203 119ZM224 117H226V118H224ZM227 117H229V120L240 119V118L244 117V118H249L252 121H255L258 118V120H256V121L259 122L260 126H262V127L258 126L255 128V127L251 126V128H250V126H247L245 128V132H246L245 135H243L244 133L241 135H239V134L238 135L237 134L232 135L231 133L227 132L226 129H224L223 122L228 119ZM254 117H256V118H254ZM76 118L79 121L76 120ZM171 118L173 120H171ZM108 119H109V121L112 122V120H110V118H108ZM151 119L152 120L157 119L158 120V121L156 120L157 124L156 123L151 124V122H152ZM222 119L224 121H222ZM17 120H15V122L20 123V118ZM167 120H168V122H167ZM12 121L14 122V119ZM213 122L217 126L216 125L214 126L212 124ZM216 122H218V123H216ZM19 123H17V124H19ZM69 123H71V124H69ZM146 123H148V124H146ZM159 123H160V127L158 125ZM209 123H210V125L212 124L213 127H211L212 125L210 126ZM219 123H221V124H219ZM149 124H150V126H149ZM162 126L165 128H163ZM220 126H222V128ZM23 127H24V125L22 126V129H23ZM128 128H130L129 131H128ZM147 129H148L149 137H150V135H153L150 137L152 142L148 141V140H150L148 137V134L147 135L144 134L145 130H147ZM215 129H217V130H215ZM149 130L154 131V132L152 133ZM122 131H121V133H124ZM225 131L227 132V134H229L228 136L226 135V133L224 135L223 132H225ZM130 133H132V134H130ZM145 133H147V131ZM157 133H159V134H157ZM166 134H167V136H166ZM172 134H173V137H172ZM131 135H132V138H131ZM133 135L135 136L134 138H133ZM231 135H232V137L235 138V140H234V138L231 137ZM73 136H75V137H73ZM142 136H144V137L146 136V137L141 138ZM159 136H160V139H159ZM240 136H242V137H240ZM155 137L157 138L158 141L156 140ZM161 137L162 138L164 137L163 140H165V141H163ZM167 137L169 138V141L171 143L168 141ZM236 137L238 138L237 140H236ZM137 138L140 140H136ZM173 138H174V140H173ZM239 138L240 139L242 138V139L240 140ZM69 139H71L70 140L71 142L69 141ZM154 139L156 140V142ZM176 139H178L181 142H179ZM132 140H134V141H132ZM144 140H146V141H144ZM153 140H154V142H153ZM196 140H197V142H196ZM137 141L138 142L140 141V143H138ZM182 141H183V143H182ZM235 141L236 142L238 141L237 143H239V144L245 143L244 145L248 146L246 148H248L249 152L260 151V154L262 157L261 158H255L254 156H252V157L250 156V158L248 159L246 156H249V155L241 154L239 149H236L239 144H237ZM166 142H168V144L169 143L171 144L170 147ZM186 142L189 145H187ZM205 142H206V144H205ZM149 143L150 144L153 143L150 147L152 149L148 148L150 146ZM154 143L157 145H155ZM162 143H163V145H161ZM172 143H174V145ZM1 144H2V146H1ZM126 144H128V145H126ZM195 144L196 145L198 144V146H194ZM208 144H209V147L212 148V150L214 149L213 151L211 150V148L208 147ZM242 144H240V145H242ZM66 145H70V146L67 147ZM129 145H131V146H129ZM234 145H236V146H234ZM28 146H30V144L29 145L27 144V146H26V144H24L22 146V150ZM152 146H154V148ZM184 146H185V148H184ZM187 146H189V147H187ZM192 146H194L195 148L194 147L192 148ZM203 146H205L206 149L203 148ZM160 147H163V148H160ZM196 147H197V149H196ZM207 147L210 150H208ZM183 148L185 150H186V148L187 149L190 148L191 151L187 150V151H185L186 153H184ZM123 149L127 152L125 153ZM131 150L133 152H131ZM134 152H135V154H134ZM190 153L188 155H190ZM51 157H52V159H51ZM213 158H214V160H213ZM129 159H130V161H128ZM194 159H195V162H193ZM216 159L218 161L220 159V161L218 162ZM197 161L198 162L200 161V162L198 163ZM206 161L208 163H206ZM224 162H225V165H224ZM220 164H223L224 166L220 165ZM171 165H173V166H171ZM213 165H214V167H213ZM169 166H170V168H169ZM203 166H205V167H203ZM248 166H249V168H247ZM171 167L175 168V169H172ZM179 167H180V169H178ZM50 168H51V170L53 168V171H51ZM189 168H191V170ZM87 170H89V171H87ZM192 170H193V172H192ZM202 170L203 171L209 170L207 172L209 174L206 173L208 175V177L206 176L205 172H203ZM248 170H249V172L252 173V174L250 173L251 176L248 174ZM60 171L62 173H60ZM175 171H177V172H175ZM194 171L197 173H195ZM200 171H201V173H200ZM256 171L262 173L261 174L262 176L259 175L260 173L254 174V173H256ZM17 172H18V174H17ZM174 173L175 174L177 173V174L175 175ZM203 173H204V175H203ZM62 174H64V175H62ZM69 174H74L73 175L74 177L72 175H70V176H72L71 178H73V180L71 178L67 179V178L62 177V176L69 175ZM167 174L168 175L170 174V176L172 178H174V182H173V179H171V177L169 178V176ZM187 174H188V176H187ZM192 174H193V176H194V174L198 175V176L193 177ZM199 174H200V176L202 174L204 179H206V178L207 179L211 178V179L206 181L207 179L204 180L203 178H201L202 176L199 177ZM46 175H47V173L45 174V176ZM48 175H51V174L48 173ZM172 175H174V176H172ZM255 175H257V177H255ZM59 176H61V177L59 178ZM189 177H190V179L187 181L186 178H189ZM195 178H197V180H196V181H198L197 183L195 181ZM198 178H199V180H198ZM192 179L195 182H193ZM202 179H203V181H201ZM251 179H253V178H251ZM171 182L174 184L176 182L175 188L173 187L174 184L172 185ZM191 182H193V183L191 184ZM180 183H181V185H180ZM176 185H177V187H176ZM178 185H180V187ZM93 187H94V189H93ZM182 187L185 189H183ZM3 188L6 189L7 191L5 192V190ZM177 189H178V191L180 189L179 193H178V191H176ZM180 192H182V193H180ZM176 196H178V197H176ZM187 197H191V198H193V200H190ZM194 197H195V199H194ZM204 197H206V198H204ZM17 200H19L18 202H16L17 204L20 203V204H18L19 206L13 202V201H17ZM185 200L187 201V203ZM235 200H238V201H235ZM188 208H189V210H188ZM190 208H191V210H194L193 211L194 214L196 212H198V214H196V217H191V216H195V215L194 214L192 215V211L190 210ZM185 209L188 210V211H185L186 213L184 212ZM181 210H183V212ZM195 210H196V212H195ZM152 212H153V210H152ZM178 212H180L181 214H179ZM55 213H57V211H55ZM94 213L96 214L97 212L94 210ZM182 213L184 215H182ZM202 214H203V216H202ZM166 215H167V212L161 217L163 221H166L169 218V214L167 215L168 218ZM188 215H190V216L188 217ZM241 215H243V216H241ZM96 217L93 215L92 219L96 220ZM98 217L106 220V218H104L102 215L100 217L98 214ZM197 217H198V219H197ZM219 218L221 219V221ZM192 219H194V220H192ZM99 221H101V220H99ZM102 221H104V220H102ZM200 221L201 220H199V222ZM193 222H195V223H193ZM255 222H257V221H255ZM162 226H163V224H162ZM259 227H260V225H258V228ZM42 230L44 232H42ZM135 231L137 233L141 232L140 226H136ZM259 231L260 232L258 234L256 244L253 246V248L250 249L251 251L249 250L250 252L248 251V254H246L245 259H244L242 264H244V262H245V264H251L250 260H251V257L253 256V254L255 253L254 251L256 250L255 248H256L257 242H259L261 240V238H262L261 236H263V234H264L262 228H259ZM184 240L186 241V239H183V241ZM172 241L173 240L169 241V240L165 239L163 241V242H166L165 244L163 242L161 243L160 241H159L160 244H158L159 242H157V244H156V242H155V244H152V243L149 244V246H150L149 251H150L151 255L152 256L154 255V258L159 260V262L157 264H162V263L163 264H188L189 259L191 258L190 256H192V254H196V253L199 254L200 253V250L198 249L199 247L196 245V246H193V248H192L193 243L190 241L188 242V240L185 243L181 239H175V241H177L178 243L177 242L174 243L175 241H173V242ZM187 243H189V244H187ZM58 245L60 247L61 246L62 247L60 248V247H58ZM193 245H195V244H193ZM194 248H196V249H194ZM192 250H194V251H192ZM68 252H70V253H68ZM185 259H186V262L183 263L185 261ZM178 261H182V262L178 263Z\"/></svg>","mask_w":264,"mask_h":264}]
</instances>
